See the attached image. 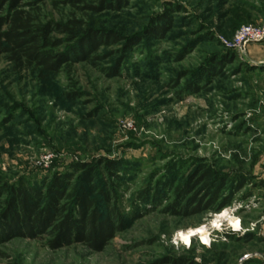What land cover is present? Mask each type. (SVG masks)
Segmentation results:
<instances>
[{
  "label": "rangeland",
  "instance_id": "374dc122",
  "mask_svg": "<svg viewBox=\"0 0 264 264\" xmlns=\"http://www.w3.org/2000/svg\"><path fill=\"white\" fill-rule=\"evenodd\" d=\"M105 2L117 6L48 0L34 12L41 24L75 21L78 33L121 36L91 63L45 78L0 60V185L38 186L79 162L97 168L98 190H113L106 163L117 161L127 229L101 253L13 239L0 245V264H264V41L227 50L241 27L264 26V0H121L102 10ZM163 20L171 22L163 38L147 33ZM51 37L65 52L69 35ZM126 39L140 44L124 54ZM116 63L121 75L110 76ZM206 166L228 187L249 184L220 212L166 213L176 186ZM166 181L173 190L161 206L137 200Z\"/></svg>",
  "mask_w": 264,
  "mask_h": 264
},
{
  "label": "trees",
  "instance_id": "16d2710c",
  "mask_svg": "<svg viewBox=\"0 0 264 264\" xmlns=\"http://www.w3.org/2000/svg\"><path fill=\"white\" fill-rule=\"evenodd\" d=\"M47 1L0 0V60L5 58L18 70L38 69L41 76L49 78L58 75L66 65L91 63L103 46L122 41L121 36L113 32L88 29L78 33L75 21L64 26L41 24L34 12L39 4ZM115 7H121V0H117V6L111 2L101 6L102 10ZM163 22L161 26L148 29L147 33L154 38H163L171 29L169 20ZM55 31L69 35L65 52H55L63 45L62 40L51 37ZM126 42L124 54L140 44L137 39H126ZM227 50L230 54L235 51ZM224 60L227 58L215 59L206 68L213 67L214 70ZM121 66L116 63L108 74L120 76ZM106 165L113 185H116L113 190H98L97 168L79 162L70 164L64 172L53 173L38 186L23 180L0 185V245L13 239H43L51 251L82 245L91 252L101 253L117 234L127 229V215L119 208V189L125 184L123 180L118 181L121 180L122 165L117 161H108ZM187 178L173 191L174 202L163 209L171 216L191 217L207 211L220 212L231 204L238 191L249 184L243 178L228 187V179L215 174L207 166L193 171ZM171 189L170 182L166 181L155 189L138 192L137 200L144 205L161 206L168 200ZM104 203L105 207L102 206Z\"/></svg>",
  "mask_w": 264,
  "mask_h": 264
},
{
  "label": "built area",
  "instance_id": "2783aa9c",
  "mask_svg": "<svg viewBox=\"0 0 264 264\" xmlns=\"http://www.w3.org/2000/svg\"><path fill=\"white\" fill-rule=\"evenodd\" d=\"M233 39L228 46L242 54L249 44L264 41V26L261 28L252 25L243 26L236 32Z\"/></svg>",
  "mask_w": 264,
  "mask_h": 264
},
{
  "label": "bare ground",
  "instance_id": "6f19581e",
  "mask_svg": "<svg viewBox=\"0 0 264 264\" xmlns=\"http://www.w3.org/2000/svg\"><path fill=\"white\" fill-rule=\"evenodd\" d=\"M226 215H224V217H225ZM197 231V230H196ZM201 232L203 233V231L201 230ZM195 233V230H193V231H190L188 234V236H187V238L189 237H191L193 234ZM195 234H197V233H195ZM206 235H207V233H203L202 234V236H204L205 238H206ZM193 237V236H192ZM184 239V238H183Z\"/></svg>",
  "mask_w": 264,
  "mask_h": 264
}]
</instances>
